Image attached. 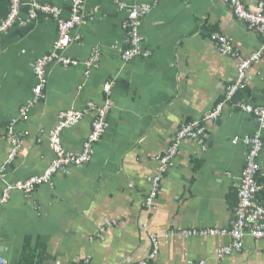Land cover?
Masks as SVG:
<instances>
[{
  "label": "crops",
  "instance_id": "1",
  "mask_svg": "<svg viewBox=\"0 0 264 264\" xmlns=\"http://www.w3.org/2000/svg\"><path fill=\"white\" fill-rule=\"evenodd\" d=\"M129 6L151 7L141 19L139 34L148 57L123 62L128 49L122 25L126 19L115 0H85L82 23L72 35L64 56L87 60L92 49L101 59L85 75L82 65L65 69L55 62L45 69L43 98L25 119L20 108L36 83L35 61L47 55L56 41L57 24L40 16L27 21L29 3L59 7L70 14L69 0H24L19 23L0 35V166L10 154L2 139L9 121L24 134L22 147L6 166L7 182L39 176L55 155L49 132L62 111H82L88 103L102 105L103 85L113 82V109L107 129L93 145L91 159L58 173L51 184L29 197L12 191L0 207V249L9 264H18L26 238L33 250L45 249V264H134L152 250L151 234L159 248L151 264H264V238L246 237L240 251L226 235L209 230L231 227L237 204V185L244 167V147L234 137L258 129L251 116L225 106L222 119L206 123L204 143L184 139L173 166L164 174L154 209L144 199L148 179L158 172L155 157L173 142L179 127L201 118L218 103L236 76L238 59L219 54L210 33L232 39L241 57L259 53L262 39L235 18L223 0H119ZM261 0H245L248 5ZM8 1L0 0V22ZM241 99L264 106V50L247 72ZM94 113L60 135L64 152L78 154L91 132ZM40 131H43L41 134ZM259 182L264 184V147L259 157ZM4 184L0 181V195ZM264 203V192L259 197ZM189 231L187 236H164Z\"/></svg>",
  "mask_w": 264,
  "mask_h": 264
},
{
  "label": "built area",
  "instance_id": "2",
  "mask_svg": "<svg viewBox=\"0 0 264 264\" xmlns=\"http://www.w3.org/2000/svg\"><path fill=\"white\" fill-rule=\"evenodd\" d=\"M229 6L235 18L245 23L248 30L255 32L262 39V49L253 57L243 58L234 49L232 39L229 37L213 33L210 40L214 43L216 50L222 55L238 59L237 79L228 85L223 100L216 105L213 111L205 114L201 119L193 120L182 124L175 134L173 142L168 149L157 155L155 159L158 161V172L155 176L148 179V192L144 199L146 209H154V201L160 189V182L167 172L173 166L174 157L178 151L179 145L184 139H193L199 143H204L207 137L205 133V124L217 121L222 113V107L227 102H232L239 89H243L247 83V72L251 64L258 61L264 50V0L257 1L254 4L246 6L244 0H223ZM85 0H69L70 14L68 18L62 17V10L59 7L48 4H40L36 2L29 3V14L27 21L40 17H50L56 21L58 37L53 43L50 52L38 58L33 65V74L36 83L32 89L31 97L26 101L25 105L20 109L21 119H25L29 110L34 107L42 98L43 90L46 87L47 79L45 69L51 63H59L63 68L75 67L82 65L85 74L89 73L93 68H97L101 59V55L97 49H92L91 55L87 60L78 61L73 58L64 56V50L72 42H79V36L72 35V30L80 25L83 20L81 7ZM119 12H124L126 19L122 25L125 33L128 49L121 54L124 62L135 59L137 57H148L150 51L142 47V38L139 34L142 17L151 10V7L144 5L129 6L124 2L115 0ZM25 5L24 0H8V12L4 19L0 22V35L5 34L11 28L19 23V15L22 7ZM112 82L108 81L103 85V94L105 96L102 105L88 103L86 109L82 111H62L58 114V122L54 129L49 132L50 147L55 155L49 166L39 176L30 177L24 181L7 182L5 174V165L9 164L23 144V135L17 134L16 137L7 138L12 144V151L5 163L0 166V181L4 187L0 196V207L4 205L10 198L12 191H19L25 197L36 189V187L51 184L53 176L56 174H68L69 167L72 165L80 166L88 162L93 155V145L101 140L107 129V118L113 109V102L110 99ZM233 106L242 113L251 115L257 122L258 129L251 135L234 137L233 143H240L244 147V167L241 171L239 183L237 185V204L233 209L234 220L231 227L226 229L209 230L210 234L226 235L233 239V245L224 247L226 253L231 250L240 251L242 249L243 240L246 237L254 239L264 238V203L259 200V195L264 192V184L259 182L260 165L258 159L263 149L264 142L262 135L264 132V106H252L245 103L243 99L233 103ZM93 112L94 118L91 123V132L83 143L82 149L78 154L66 153L63 151L60 141L62 130L79 123L87 113ZM17 120H12L9 132L12 131V125ZM42 134L43 131H40ZM189 231L169 232L164 236H187ZM152 242V250L144 260H140L135 264H149L152 262L159 248L158 237L155 234L150 236ZM0 264H9L8 260L2 254L0 249ZM82 264H89V258H85ZM195 264H204L197 262Z\"/></svg>",
  "mask_w": 264,
  "mask_h": 264
},
{
  "label": "trees",
  "instance_id": "3",
  "mask_svg": "<svg viewBox=\"0 0 264 264\" xmlns=\"http://www.w3.org/2000/svg\"><path fill=\"white\" fill-rule=\"evenodd\" d=\"M211 34L213 33H210L208 35V38H210ZM247 85V84H246ZM246 89V86L245 88L243 89H239L238 90V94L236 96V98H239L245 91ZM25 105V104H24ZM23 105V106H24ZM22 106V107H23ZM21 107V108H22ZM20 108V109H21ZM28 115V114H27ZM19 119H21V117H19ZM15 120V119H13ZM17 120V119H16ZM22 120V119H21ZM10 124H11V121L8 122L7 126H6V130H5V133L2 135V139H4L11 147H10V154H11V151H12V144L10 143V141L7 140V138H10V137H16L17 134H22L23 135V141H24V134L21 132V131H17L15 129V125L17 124V121L14 123V125H12V131L9 132V129H10ZM23 145V144H22ZM9 154V155H10ZM9 155L7 157V159L9 158ZM16 156V155H15ZM13 161V160H12ZM12 161L5 165V168L6 166L10 165L12 163ZM2 166V165H1ZM6 173V172H5ZM39 187V186H38ZM36 187V188H38ZM2 194V193H1ZM1 196V195H0ZM3 206V205H2ZM30 238H26L25 239V242L23 244V247H22V251H21V256H20V259L18 261V264H45V249L43 248V246L40 248V250L36 249V250H33L31 247H30V242H29ZM84 260V259H83ZM83 260L81 262H78V263H73V264H82L83 263ZM135 264V263H134ZM151 264V262L149 263Z\"/></svg>",
  "mask_w": 264,
  "mask_h": 264
},
{
  "label": "rangeland",
  "instance_id": "4",
  "mask_svg": "<svg viewBox=\"0 0 264 264\" xmlns=\"http://www.w3.org/2000/svg\"><path fill=\"white\" fill-rule=\"evenodd\" d=\"M8 1V0H7ZM244 3H245V5L246 6H248L247 5V3L245 2V0H244ZM229 9L231 10V8L229 7ZM70 10V9H69ZM231 12H232V10H231ZM37 19V18H36ZM237 19V18H236ZM240 21V20H239ZM244 23V22H243ZM245 24V23H244ZM245 27H246V25H245ZM246 29H247V27H246ZM74 30V29H73ZM72 30V31H73ZM248 30V29H247ZM248 31H250V30H248ZM250 32H253V31H250ZM233 47H234V45H233ZM238 51L236 50V53H237ZM220 54V53H219ZM255 54H257V53H254V54H251L250 56H249V58H251V57H253ZM222 55V54H221ZM223 56H228V55H223ZM241 56V55H240ZM229 57V56H228ZM122 59V58H121ZM123 61V60H122ZM124 62V61H123ZM48 66V65H47ZM238 67V66H237ZM85 75H89V73H87V74H85ZM236 79H237V71H236V76L234 77V79H233V81H236ZM232 81V82H233ZM108 82V81H107ZM110 82H112V80L110 81ZM231 82V83H232ZM230 83V85H232ZM112 85H113V82H112ZM229 85V84H228ZM226 86V89H225V91H224V94H226V91H227V88L230 86ZM112 89V88H111ZM237 94H238V92H237ZM237 94L235 95V97H234V99L232 100V102H227L223 107H222V113H221V116L219 117V119L217 120V121H213V122H211V123H214V122H218V121H220L221 119H222V115H223V109H224V107L225 106H233V103H236L237 101H240L241 100V96L239 97V98H236V96H237ZM223 98H224V95H223V97H222V99L218 102V103H216L215 104V106L209 111V112H211V111H213L214 110V108L216 107V105L217 104H219L222 100H223ZM245 103H247L246 101H244ZM249 104V103H248ZM251 105V104H250ZM253 106V105H252ZM234 107V106H233ZM237 109V108H236ZM239 112H241L240 110H238ZM209 112H207V113H209ZM207 113H205V114H207ZM242 113V112H241ZM204 114V115H205ZM243 114H246V113H243ZM203 115V116H204ZM247 115H249V114H247ZM202 116V117H203ZM249 116H251V115H249ZM201 117V118H202ZM252 117V116H251ZM201 118H199V119H201ZM253 118V117H252ZM197 120V119H196ZM255 120V119H254ZM256 121V120H255ZM188 123V122H187ZM209 123V122H208ZM73 126H71L70 128H72ZM70 128H68V129H70ZM262 132H264V130H262ZM251 135V134H250ZM263 137H262V139H263V142H264V133H263V135H262ZM237 137V136H236ZM102 138V137H101ZM234 139V138H233ZM233 139H232V142H233ZM189 140H193V139H189ZM194 141H196V140H194ZM197 142V141H196ZM264 147V146H263ZM261 154V153H260ZM258 162H259V159H258ZM84 164V163H83ZM160 184H161V182H160Z\"/></svg>",
  "mask_w": 264,
  "mask_h": 264
},
{
  "label": "clouds",
  "instance_id": "5",
  "mask_svg": "<svg viewBox=\"0 0 264 264\" xmlns=\"http://www.w3.org/2000/svg\"><path fill=\"white\" fill-rule=\"evenodd\" d=\"M209 40H210V38H209ZM211 41V40H210ZM212 42V41H211ZM213 43V42H212ZM214 44V43H213Z\"/></svg>",
  "mask_w": 264,
  "mask_h": 264
}]
</instances>
